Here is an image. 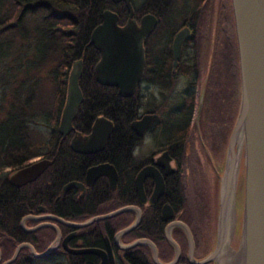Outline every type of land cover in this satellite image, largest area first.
Wrapping results in <instances>:
<instances>
[{"label":"trees","instance_id":"trees-1","mask_svg":"<svg viewBox=\"0 0 264 264\" xmlns=\"http://www.w3.org/2000/svg\"><path fill=\"white\" fill-rule=\"evenodd\" d=\"M131 6L133 17H139L140 7L135 8L132 2ZM104 10L116 14L119 26L125 23L127 12L124 5L112 4L109 0H0V235L7 239L19 237L18 221L29 210L35 212L38 207H45L48 213L58 218L83 220L101 214V206L109 203L111 207L108 211L124 206H136L141 210L140 223L129 234L127 242L146 238L162 245L164 223L159 219L160 207H141L134 192L135 174L146 164L132 155L139 139L128 129L140 106L138 98L135 95L128 99L120 98L115 89L101 87L93 81L92 70L98 61V53L88 46V41ZM77 60L82 63L78 87L83 101L71 125L87 128L96 117L112 122L113 132L106 147L94 159L100 160L96 162H108L117 173L113 192L108 190L105 179H99L81 198L74 189L67 195L61 189L69 182H81L87 167L85 163L92 158L72 153L68 137L63 139L56 131L67 75L71 64ZM43 71L46 73L44 78L52 84L51 104L54 105L48 113L53 124L47 140H41L34 128V125L39 126L38 120L46 115L41 114L44 112L43 104L50 103V98L45 101L36 76ZM232 95L237 112L238 90ZM182 109L181 106L175 110L168 107L166 117L161 116L162 150L177 160L179 169L186 165L184 146L190 130L191 103L188 111ZM230 112L229 108L226 114ZM221 114L218 111L216 115ZM207 116V112L202 113L206 124L200 123L199 127L203 132L205 126L218 130L217 125L223 124V121L210 123L212 121L208 122L210 117ZM182 119L184 124H181ZM231 127L225 142L224 138L219 139L220 144H225V149ZM202 139V136L198 139L201 145ZM35 157L53 158L54 161L24 188L15 191L9 187L6 175H1L2 171L19 169ZM184 173L175 172L164 179L165 191L159 205L169 203L178 219L190 223L191 218L184 211ZM145 188L148 192L151 185ZM131 220V214H123L120 223L116 220L114 225H110L107 237L110 239L113 232ZM89 233L96 239L92 246H101L104 231L94 228ZM132 256L142 260L137 252Z\"/></svg>","mask_w":264,"mask_h":264},{"label":"flooded vegetation","instance_id":"flooded-vegetation-1","mask_svg":"<svg viewBox=\"0 0 264 264\" xmlns=\"http://www.w3.org/2000/svg\"><path fill=\"white\" fill-rule=\"evenodd\" d=\"M207 3L208 0H141L139 3V17H132L136 23L146 15H150L155 19L154 27L142 42L144 65L139 83L133 94L138 98L140 104L137 115L133 121L143 116H153V119L140 138L130 130L131 123H129L128 129L139 139V143L136 147L144 143L143 141L147 139V144H154L156 149L141 157L135 155L134 149L136 147L133 149L132 155L140 162L146 163L138 168L136 174L141 168L147 166L154 167L163 181L165 178L173 176L175 172L183 173V169L178 168L179 165L176 162L177 160L171 158L168 152L162 150L164 137L161 133V116L166 117L165 110L168 109V107L175 110L177 107L181 106L183 108L182 110L188 111V107L191 103L192 111L194 112L195 96L197 98L199 93V101L195 104L198 118L194 123L196 131L200 123L206 124L205 119H202V113H208L210 119L207 121H212L210 123L216 121L221 122L226 120L228 115L226 112L229 111V108H232V94L234 91L238 90V68L230 2L229 0H222L218 8L221 12L213 8L211 10L210 8L205 10ZM219 16L222 19L221 26H218ZM182 31L185 32V37L180 43L178 57L174 58L172 54V43L175 36ZM201 43H203V49ZM200 52L201 57L199 56ZM226 81L230 82L228 91H226L225 88ZM218 111L222 112V114L216 115ZM213 113L215 114L213 115ZM158 114L160 116H158ZM191 116L189 121L190 127H192ZM93 121L87 128L83 125L84 128L82 129L80 127L75 128L71 125L72 130L66 136L68 137V147L69 141L74 134L86 136V134L89 133ZM181 124H184L183 119L181 120ZM188 136L189 135H187L186 139H188ZM106 144L101 151L93 154L81 155L71 151L76 155L92 158V160H88L85 163L87 167L85 168L82 181L74 183L84 184L86 171L91 167L105 164L112 166L108 162H96L100 160L94 159L105 149ZM163 152L167 153L169 158L168 165L172 169V172L168 175H164V172L167 171L164 168V162L162 159L158 160ZM42 159L41 157L29 159L25 166L14 171L7 168L2 171L1 175H6L8 184V177L11 174ZM45 160L54 161L53 158ZM156 162L157 165H155ZM99 179L106 180L105 177H98L91 186H85L84 191L72 187L64 190L68 183L64 185L61 190L63 194L67 195L71 189H74L78 192V197L81 198ZM27 184L20 187H13L9 184L8 186L17 191L24 188ZM150 185V190L146 192L145 186L148 187ZM107 188L110 192H113L116 188V184L115 188L110 190L107 183ZM142 188L146 201L140 204L137 200L138 204L143 208L153 206L160 207L159 219L164 223L162 230V245L154 243L146 238H137L127 242L129 234H131L140 223L141 210L136 206L118 207L117 209L108 211L111 206L109 203H106L101 206L103 208V210L100 211L101 214L90 216L83 220L58 218L48 213L45 207H38L35 212L29 210L28 213L18 221V228L21 232L18 238L7 239L0 235V264L101 263L100 256L89 253H71L82 250L102 251L105 254L104 264H215L211 261H205L207 256L211 253L209 250V240L205 239L204 236L196 240V234L193 230L194 228H192L191 222L186 223L178 219L169 203L159 205L164 195L165 185L163 193L152 205L148 203L153 189L152 180L146 178ZM164 206L169 207L172 212L171 217L166 221L161 219V211ZM129 207L138 209V220L137 214L133 210L122 211L115 214V212ZM123 214H131L132 220L126 226L113 232L109 239L106 233L111 230V226L114 225L116 220L120 223L119 220H121ZM111 221L113 222L112 224ZM123 221L125 223L124 218ZM94 228L102 230L105 233L101 237V246L99 247L92 246L95 244L96 239L89 231ZM123 230L128 231L115 239V235ZM166 230H168L169 239L165 236ZM189 238L190 243L188 240ZM143 241H147L150 244L143 243ZM106 244L109 247L108 253H106ZM135 252H137V256H140L143 262L137 257L132 256Z\"/></svg>","mask_w":264,"mask_h":264},{"label":"water","instance_id":"water-1","mask_svg":"<svg viewBox=\"0 0 264 264\" xmlns=\"http://www.w3.org/2000/svg\"><path fill=\"white\" fill-rule=\"evenodd\" d=\"M112 4L122 3L127 18L122 26L117 24V16L109 10L102 11L100 23L91 31L88 45L98 52L99 59L93 67L94 81L104 87L117 90L118 96L130 98L139 83L144 55L142 42L155 25V19L146 15L138 23L132 18L133 8L130 0H110ZM234 25V38L238 68V105L235 120L229 133L224 170L220 183L218 213L216 218V234L213 250L205 261L219 264L218 260L227 231V213L231 185L234 188L238 152L242 149V202L240 219V249L238 264H264V0H229ZM185 32H179L172 43V54L178 57L179 46ZM81 73V61L71 64L69 69L64 101L58 118L57 133L62 138L72 130L78 107L82 101L78 87ZM153 116H143L131 122L130 130L140 138L150 125ZM113 130L110 121L96 117L86 136L74 134L69 141L72 152L81 155L101 151ZM240 135V143L237 137ZM167 170L164 175L172 172L168 165V156L163 152L160 157ZM53 160H38L8 177V184L20 187L33 182L47 169ZM157 165V162L156 164ZM98 177H105L110 190L115 188L117 176L110 165H98L89 168L84 177V184L68 183L64 190L72 187L84 191ZM152 180L153 189L148 199L153 204L163 193L164 183L158 171L151 166L141 168L134 178V191L137 200L143 204L146 199L143 193V182ZM133 210L139 219L137 208H124L118 212ZM169 207L164 206L161 219L171 217ZM55 220V218H54ZM123 230L115 235V239L127 232ZM165 236L169 239L168 230ZM190 243V238L188 239ZM143 243H148L143 241ZM150 244V243H148ZM109 247L106 244V253ZM73 254H94L101 257L104 264V253L99 250H82ZM112 263V261H111Z\"/></svg>","mask_w":264,"mask_h":264},{"label":"rangeland","instance_id":"rangeland-1","mask_svg":"<svg viewBox=\"0 0 264 264\" xmlns=\"http://www.w3.org/2000/svg\"><path fill=\"white\" fill-rule=\"evenodd\" d=\"M141 0H131L132 5L137 8ZM222 0H208L207 7L205 10H210L213 8L218 12H221L219 8ZM222 19L219 16L218 26H221ZM203 43H201L202 46ZM201 49V48H200ZM203 49V46H202ZM201 57V52L199 53ZM45 71L42 73L36 74L37 78L40 80V86L44 94V99L50 98L48 104H43V111L41 114H46L38 120V125H34V128L39 132V137L41 140H47L50 134V129L53 124L51 121L50 115L48 113L50 110H53V103L51 104L53 93H52V84L44 78ZM229 81H226V91L229 90ZM199 101V93L194 101V112L192 111L191 116V126L188 131V139L185 141V153H184V162L186 165L183 166L185 171L183 175V194L185 198V207L184 211L191 218L192 228L196 233V240H199L200 237L204 236L205 239L210 241L209 250L212 251L215 243V234H216V218L218 213V201H219V192H220V183L222 179V174L224 170L225 162V144H220L219 139L224 138L223 142L227 137V131L230 129L231 125L233 126L235 116H236V106L231 105V112L228 115V118L223 121V124L218 126L217 129L207 126L204 129V132L199 127L196 131L195 121L197 118L195 104ZM235 99L233 98V103ZM236 102V101H235ZM49 110V111H48ZM47 111V113H46ZM34 113H36L34 111ZM38 114V113H37ZM36 121V120H35ZM226 122V123H224ZM232 123V124H231ZM232 128V127H231ZM212 130H215L213 132ZM231 131V130H230ZM190 132V133H189ZM200 134V135H199ZM202 136V145L198 142L199 137ZM229 136V135H228ZM187 137V136H186ZM146 141H143L141 145L134 149V153L137 157L145 156L150 152L154 151V144H147ZM238 163L236 168L235 183L233 188L234 194V203L232 209L234 212L232 226V237L227 240L226 248V259L229 261L238 256L240 249V219H241V202H242V149L238 152ZM183 174V173H182ZM212 216V217H211ZM215 220L213 222V218ZM228 219V213H227ZM228 226V225H227ZM198 228V229H197ZM228 230L230 232V225L227 227L226 234L228 235ZM235 232V233H234ZM231 233V232H230ZM230 235V234H229ZM230 240V241H229ZM220 264L225 260L221 258ZM222 261V262H221Z\"/></svg>","mask_w":264,"mask_h":264},{"label":"bare ground","instance_id":"bare-ground-1","mask_svg":"<svg viewBox=\"0 0 264 264\" xmlns=\"http://www.w3.org/2000/svg\"><path fill=\"white\" fill-rule=\"evenodd\" d=\"M240 140H241L240 135H238V137H237V143L239 145H241ZM233 203H234V194H233V187L231 185L230 194H229V202H228L229 205H228V223H227L228 226L230 225V232L231 233L228 230V235L227 234L225 235V238H224V241H223V244H222V250H221V253H220V257H219V258L222 257V259L225 260V263L224 264H238V261H240V258L238 256H234V258L231 259L230 261H229L228 258L226 259V257L224 256V255H226V248H228L226 246L227 245V241H228L227 239L232 237V226H231V222L234 221L233 218H234L235 215L237 217V214L234 215V212H233V209H232ZM220 260L221 259L218 260L219 264H220ZM221 264H223V262Z\"/></svg>","mask_w":264,"mask_h":264}]
</instances>
